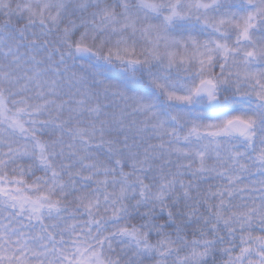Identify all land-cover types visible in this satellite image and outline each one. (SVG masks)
Segmentation results:
<instances>
[{"label": "snow or ice", "instance_id": "obj_1", "mask_svg": "<svg viewBox=\"0 0 264 264\" xmlns=\"http://www.w3.org/2000/svg\"><path fill=\"white\" fill-rule=\"evenodd\" d=\"M148 257L264 264V0H0V264Z\"/></svg>", "mask_w": 264, "mask_h": 264}, {"label": "clouds", "instance_id": "obj_2", "mask_svg": "<svg viewBox=\"0 0 264 264\" xmlns=\"http://www.w3.org/2000/svg\"><path fill=\"white\" fill-rule=\"evenodd\" d=\"M144 215L136 214L133 218V224L137 227L148 228L151 224H158L164 227L167 231L171 232L172 228L169 225L172 224V218L168 212L162 211L159 202H153L144 208ZM161 216H168V220L161 219ZM144 264H158V261L152 257H148L144 260Z\"/></svg>", "mask_w": 264, "mask_h": 264}]
</instances>
